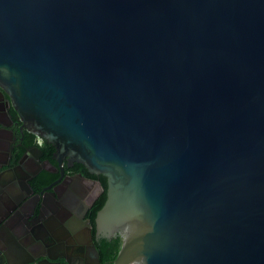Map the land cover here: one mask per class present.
Returning <instances> with one entry per match:
<instances>
[{
	"label": "water",
	"instance_id": "95a60500",
	"mask_svg": "<svg viewBox=\"0 0 264 264\" xmlns=\"http://www.w3.org/2000/svg\"><path fill=\"white\" fill-rule=\"evenodd\" d=\"M0 88L107 178L113 264H264V0H0Z\"/></svg>",
	"mask_w": 264,
	"mask_h": 264
},
{
	"label": "flooded vegetation",
	"instance_id": "af4514ba",
	"mask_svg": "<svg viewBox=\"0 0 264 264\" xmlns=\"http://www.w3.org/2000/svg\"><path fill=\"white\" fill-rule=\"evenodd\" d=\"M52 146L24 126L0 88L2 248L12 264H108L100 244L117 233L99 232L97 216L93 220L102 183L85 166L57 156Z\"/></svg>",
	"mask_w": 264,
	"mask_h": 264
},
{
	"label": "trees",
	"instance_id": "16d2710c",
	"mask_svg": "<svg viewBox=\"0 0 264 264\" xmlns=\"http://www.w3.org/2000/svg\"><path fill=\"white\" fill-rule=\"evenodd\" d=\"M52 147H54V146H52ZM94 177L98 178V180H100V182L102 183V186L104 188V193H103L102 197L99 199L98 204L95 206L93 220H95L98 212L104 207V205L107 201V189H108L107 178L105 176L95 175ZM105 244L109 245L108 251H106ZM122 244H123V236L119 232L116 234V236H114V238L108 239V240L106 239L104 241V245L101 246V244H100L102 259L104 261H111L108 264H113V262L115 261V259L117 258L118 254L121 250Z\"/></svg>",
	"mask_w": 264,
	"mask_h": 264
}]
</instances>
